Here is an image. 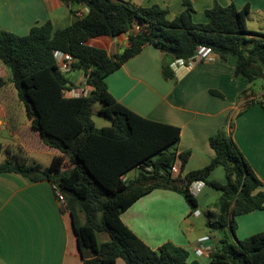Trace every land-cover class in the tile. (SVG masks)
<instances>
[{"label": "trees", "instance_id": "trees-1", "mask_svg": "<svg viewBox=\"0 0 264 264\" xmlns=\"http://www.w3.org/2000/svg\"><path fill=\"white\" fill-rule=\"evenodd\" d=\"M63 1L86 5L88 12L60 29L47 21L31 27L25 35L0 30V61L10 72L9 81L31 127L44 145L61 154L53 156L46 167L8 154L0 163V172H18L32 181L48 180L53 190L63 194L83 264H115L118 258L126 264H201L188 260L187 250L170 242L151 249L120 218L134 201L158 188L183 194L193 213L198 203L188 187L195 180L221 192L218 214L206 222L209 232L222 235L209 263L264 264V230L244 239L235 236V217L264 209V192L257 190L262 182L231 134L222 128L210 136V162L181 176L190 153L173 149L180 128L143 117L116 101L105 81L145 45L164 54L162 75L166 79L175 77L171 63L176 58H191L199 46L210 47L221 59L235 57L234 74L250 84L264 79V32L247 28L249 5L238 9L233 3L215 1L205 10V20L195 22L190 0H182L184 9L172 19L157 4ZM134 24L138 31L133 30ZM121 33L127 34L129 41L121 53L108 55L104 48L87 43L89 38ZM55 50L71 55L73 70L84 75L87 96L66 95L74 84L58 69ZM253 103L264 110V92L246 107ZM95 104L99 114L111 119V125H95ZM228 126L232 127V122ZM178 160L179 174L172 176L171 167ZM218 166L225 171L224 184L209 178ZM132 169L134 174L128 175ZM78 212L83 215L82 222ZM98 233H106L108 239L99 241Z\"/></svg>", "mask_w": 264, "mask_h": 264}, {"label": "crops", "instance_id": "crops-1", "mask_svg": "<svg viewBox=\"0 0 264 264\" xmlns=\"http://www.w3.org/2000/svg\"><path fill=\"white\" fill-rule=\"evenodd\" d=\"M129 1L142 6L157 4L168 11V19L184 9L182 0ZM215 1L222 5L233 3L238 9L248 4L247 28L264 32V0H190L193 20L204 21L205 10ZM78 7L63 0H0V30L25 35L31 27L47 21L54 28H64L75 20ZM87 43L104 48L108 55L129 47L125 33L89 38ZM163 58L158 49L145 45L106 77L108 92L139 115L180 128V139L173 149L176 153H190L182 176L210 162L213 151L209 137L223 128L262 182L257 190L264 192V110L257 103L246 107L251 100L260 99L263 87L253 88L243 76L234 74L233 56H215L213 61L200 62L189 72L174 70L175 77L168 79L162 75ZM9 79L10 72L0 61V163L11 154L46 167L53 156L61 153L44 145L31 127ZM84 82L82 75L72 83ZM43 157L46 163L40 161ZM216 171L217 167L209 178L222 182L216 179ZM195 198L199 204L197 195ZM64 206L50 181H32L18 172H0V264H83L71 215ZM208 214L211 218L218 212L209 209ZM120 218L151 249L170 242L187 250L188 260L201 264H210L209 258L197 256L194 247L202 244L214 251L222 237L218 232H209L208 219L195 221L200 214L191 213L181 193L169 189L158 188L141 196ZM78 219L83 221L81 212ZM235 221V236L244 239L264 230V209L237 215ZM85 255L89 256V251ZM115 264L126 263L118 258Z\"/></svg>", "mask_w": 264, "mask_h": 264}, {"label": "built area", "instance_id": "built-area-1", "mask_svg": "<svg viewBox=\"0 0 264 264\" xmlns=\"http://www.w3.org/2000/svg\"><path fill=\"white\" fill-rule=\"evenodd\" d=\"M88 12V7L86 5H79L78 8L75 9L74 11V16L75 17H82ZM134 31L139 30V26L137 24H134L133 26ZM215 54L212 51L210 47L207 46H199L197 50L195 51L194 55L189 58V59H183V58H176L172 63H171V68L173 70H178L182 69L184 72H189L196 64L204 61H213L215 59ZM54 57L56 60V64L58 66V69L62 73H67L73 70L72 68V57L69 53L55 50L54 51ZM89 94V88L84 82L83 84L80 85H74L71 86L67 91L66 95L68 96H87ZM172 172H179V169L176 164H173L171 167ZM205 183L201 180H195L193 181L188 189L189 192L193 195L196 196L200 190L202 189L203 185ZM56 197L60 204L65 205V199L63 197V194L56 188H54ZM194 215H199V211L196 209L193 211ZM194 253L201 257L205 256L209 258L210 254L212 253L211 249L209 247H206L202 244H199L194 247Z\"/></svg>", "mask_w": 264, "mask_h": 264}, {"label": "rangeland", "instance_id": "rangeland-1", "mask_svg": "<svg viewBox=\"0 0 264 264\" xmlns=\"http://www.w3.org/2000/svg\"><path fill=\"white\" fill-rule=\"evenodd\" d=\"M65 75L71 82H76L78 80V77L82 76L83 73L81 70H71L70 72L65 73ZM263 85H264V79L263 78L256 80L254 82V84H252L253 88H256V89H260V87L261 86L263 87ZM21 106H22V104H21ZM22 108H23V106H22ZM97 108H98V104H95L94 105V111L92 114V119H93L95 125L97 127H103L106 125L107 126L111 125V119L108 116L99 114L97 112ZM0 139H2V138H0ZM40 161L43 163H46V160L44 159V157L40 158ZM177 164L179 167V160L177 161ZM134 172H135V169H132L128 175H132V174H134ZM178 174H179V172L178 173L173 172L172 176H176ZM181 176H182V174H181ZM216 177H217L216 179H221V181L223 180L220 183L224 184L226 182L225 171L221 166L217 167ZM203 187H204L203 192L200 194L198 193L199 195L197 194L198 200L200 201L198 206H197V209H198L199 214H200V218L198 220L194 219L197 222L199 220H207L208 219V217H209L208 210L209 209H212L213 212H214V210L216 212H218L217 202L221 196V192L219 190L215 189L214 187L208 186L205 184L203 185ZM181 195L183 196V194H181ZM183 200H185L184 196H183ZM185 202L187 203L186 200H185ZM98 239H99V241H103V240L108 239V236L106 233H98Z\"/></svg>", "mask_w": 264, "mask_h": 264}]
</instances>
